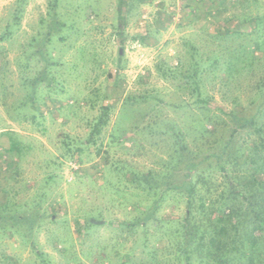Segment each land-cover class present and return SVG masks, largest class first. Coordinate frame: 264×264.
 Returning a JSON list of instances; mask_svg holds the SVG:
<instances>
[{
	"label": "rangeland",
	"instance_id": "rangeland-1",
	"mask_svg": "<svg viewBox=\"0 0 264 264\" xmlns=\"http://www.w3.org/2000/svg\"><path fill=\"white\" fill-rule=\"evenodd\" d=\"M263 14L264 0H0V264H140L151 252L183 264L186 196L139 180L166 171L181 144L192 153L171 181L213 162L200 151L217 150L234 116L254 124L232 147L259 138L264 23L246 19ZM250 49L259 59L244 68ZM193 59L206 103L178 71Z\"/></svg>",
	"mask_w": 264,
	"mask_h": 264
},
{
	"label": "trees",
	"instance_id": "trees-1",
	"mask_svg": "<svg viewBox=\"0 0 264 264\" xmlns=\"http://www.w3.org/2000/svg\"><path fill=\"white\" fill-rule=\"evenodd\" d=\"M22 1L20 0L21 3ZM57 2L58 0H52V7H55ZM246 21L258 27L264 23V14L248 18ZM234 35H237L236 32ZM246 46L247 44H243L244 49ZM254 52L252 49L244 52L248 54L244 68H250L253 61L259 59ZM238 58L234 56V62ZM229 62L233 63L232 60ZM217 63V57L209 58L208 65L214 67ZM202 65V62L193 59L188 68L180 66L178 71L191 93L196 94V101L206 103L207 99L201 96ZM157 68L160 69V66ZM231 68L228 65L226 70ZM29 96L34 99V91ZM102 108L87 141H92L93 136L98 135L107 123L108 107ZM234 119V129L227 139L221 141L217 150L210 153L200 151L205 158L212 156L215 160L200 168L193 163L186 165V180L182 178L177 183L171 181L176 166L183 163L192 153L183 144L172 157L174 164L168 165L166 171L151 174L152 176L143 175L139 180L148 194L163 197L164 194L175 191L186 196V211L183 223L176 231L178 242L175 246V255L183 260V264H264V131L253 127L252 132L257 133L259 138L247 140L246 146L244 143L247 151L242 143L232 147L233 133H236L237 128L254 124L251 118L234 116ZM203 129L207 130L204 127ZM8 150L19 151V144L12 137L9 138ZM215 170L223 179V189L219 191L213 189L214 181L210 177V171ZM191 176L199 179L194 180ZM139 178L138 175H133L131 180ZM199 183L201 187L198 188ZM145 220L146 218H143L137 225L145 223ZM149 255V260L140 264L160 263L154 252Z\"/></svg>",
	"mask_w": 264,
	"mask_h": 264
},
{
	"label": "water",
	"instance_id": "water-1",
	"mask_svg": "<svg viewBox=\"0 0 264 264\" xmlns=\"http://www.w3.org/2000/svg\"><path fill=\"white\" fill-rule=\"evenodd\" d=\"M119 53H121V50L119 49Z\"/></svg>",
	"mask_w": 264,
	"mask_h": 264
}]
</instances>
